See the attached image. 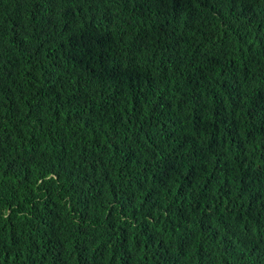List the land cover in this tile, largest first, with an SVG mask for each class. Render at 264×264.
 <instances>
[{
    "label": "trees",
    "instance_id": "1",
    "mask_svg": "<svg viewBox=\"0 0 264 264\" xmlns=\"http://www.w3.org/2000/svg\"><path fill=\"white\" fill-rule=\"evenodd\" d=\"M0 264H264V0H0Z\"/></svg>",
    "mask_w": 264,
    "mask_h": 264
}]
</instances>
